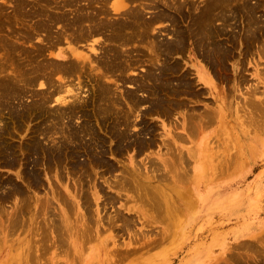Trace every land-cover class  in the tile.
<instances>
[{
	"label": "bare ground",
	"instance_id": "1",
	"mask_svg": "<svg viewBox=\"0 0 264 264\" xmlns=\"http://www.w3.org/2000/svg\"><path fill=\"white\" fill-rule=\"evenodd\" d=\"M58 1L33 0L41 9L39 10L40 7L36 6L37 9L32 10L33 13L22 12L20 15L26 19L30 16L40 19L32 26L23 25V28L20 29L24 30L21 32L11 30L8 34L0 33V122L3 119V124L0 125V150L3 151L2 158L0 157L2 159L0 167L3 165V167L13 169L17 166L18 157L21 158V155L17 156L19 152L16 149H18L24 155L22 160L25 162L17 176L24 181L27 180L30 188L41 184L42 179L38 165L42 160L49 165H63L66 161L65 165L69 166L73 171L71 173L75 174H79L86 168L89 170L90 164L106 166L105 171L113 172L116 167L107 158L109 151L115 154L121 153L126 148H134L138 155L144 153L145 149L149 150L154 146L155 139L152 136L146 137L153 130H150L151 126L148 125L145 117L155 113L169 119L173 114H176V111L185 110L181 124L189 138L192 137L197 129L201 130L207 124L206 122L212 119V114L205 112L206 115L202 114L201 116V114L190 112L194 109L190 108L191 99L182 96L196 97L200 95L194 80L215 87L212 74L218 77L222 76L223 69L227 68V60L234 52L235 40H239L240 37L239 33L235 34L234 29L231 30L230 35L228 27H232V21L242 17L245 19L244 22H247L245 38L248 48L252 47L253 41H259L260 38L262 41L264 36V15H259L264 5L260 0L253 6L249 4V0H203L205 4L202 7L192 6L191 0H178L177 5L174 0H163V9L160 8L158 0H114L112 7L110 2L113 0ZM146 1H150L151 4H147ZM15 2L17 1L15 0ZM28 2L30 3L29 0ZM28 2L21 0L18 3L19 11H23L26 4L29 8ZM134 2H138L139 6L131 5ZM49 6L57 8L59 11L63 10V12L46 10ZM146 8L158 10L155 14L152 13L151 16H154H150L148 19L144 14ZM173 10L178 15L180 14L179 16H183L186 11L185 13L187 17L191 18V21L184 30L175 27L176 31H173V37L168 39L164 36L165 38L160 39L159 36L162 32H157V23L169 20L172 24L178 25L177 18L179 16L175 15ZM25 11L28 12V10ZM8 16L0 13L1 31L4 29L2 25L12 22L10 18L13 15L9 16L10 18ZM5 18L7 19L4 20ZM181 19L183 20L182 17ZM5 21L7 22L5 23ZM216 21H222V25L226 27H216L218 24ZM239 23L242 24V22ZM9 24L11 23H8V26ZM56 24L61 27L54 30ZM4 30L6 31V29ZM44 33L46 36L41 43L48 42V45L44 46L38 42L39 44L33 48H30L33 45L28 48L19 44L20 40L31 41L36 35H44ZM222 35L227 36L225 40L231 45L220 41L219 38ZM24 42L22 41V43ZM62 44H67V47L61 49ZM239 44L241 43L239 42ZM189 46H192L195 51H192L193 54L202 59L201 65H195L196 72L194 73L188 68L187 62L183 64L179 62L180 60L175 59V56H183L186 51L191 53ZM261 51L260 54L264 57V48ZM144 62L149 64L144 75L129 76L130 70ZM177 73L179 75H176ZM193 75L196 76L193 77ZM222 77L224 79V75ZM84 78L90 79L88 81L92 82L93 91L91 88L86 91L90 85L89 83L88 86L85 84L88 81L86 82ZM126 84L132 85L133 88L122 90L121 88ZM119 90L121 91L119 92ZM84 91H89L90 94L83 96ZM137 113H140V120L133 119L135 116H139ZM82 117L85 118L84 123L76 125L78 123L73 122ZM219 118L222 117L219 116ZM4 119L10 120V122L8 120L6 122ZM26 119L39 120L38 124L36 123L38 126L30 129L33 137L28 139L29 142L25 143V141L20 146L16 144L17 146L14 147L15 142L9 141V138L13 137L11 127L14 125L11 126V124L21 126ZM92 119L105 125L107 120L110 122L108 130L110 136L117 140L114 142L116 146L114 144L112 148H107L105 136L102 139L99 133L98 137L97 128H94V124L97 123L93 124ZM136 124L140 125V127H135L139 131L135 129L134 131L137 132L133 133L132 127ZM191 133L194 134L191 135ZM88 136L90 138H87ZM172 141L165 143L167 151L160 154L158 162L153 159L149 160L150 165L156 170L152 175L134 170V173L139 174L138 176L125 169L124 175L121 176L122 179L114 184H109L110 186L116 184L115 186L119 190H125L127 193L132 192V194L129 193L132 198L129 201L136 202L135 205L139 208L141 215L151 223L164 224L163 231L166 233L173 231L177 233L184 225L188 215L191 214L194 219L195 211L199 207L195 206L201 202L203 196H198L200 202L197 199L193 206H189L192 203V199H188L189 190L178 187V184L186 185L187 182H191L190 168L194 154L193 150L189 148L188 152H184ZM226 150H228L227 147ZM83 156L86 159H82ZM224 158V155L217 157L219 161L221 160L220 165L216 166L217 170L221 171L225 167L226 170L236 159V157L234 160ZM212 159L213 156L209 159L210 162ZM88 163L90 164L88 165ZM62 168L64 170L65 167ZM92 169H90V173L84 171V175L86 172L87 179L91 184H94V186L92 185L94 188L97 183L94 182L95 178L92 176L95 175V170L91 175ZM59 170L62 169L59 168ZM158 171L163 172V175L159 176ZM152 178L158 179L159 182ZM108 182L106 180V183ZM5 184L10 188L3 196ZM80 185L83 187L82 184ZM83 190L84 188H81V192ZM24 192V188L13 179H4L0 175V203L8 200L14 194L20 196V199H16L19 209L10 217L12 226H15V223L19 224L24 217V210L32 203L31 197L26 196ZM129 196L127 198H130ZM55 199L69 206L60 219H56V216L54 218L49 216L48 209L53 203L51 199L46 201V207L36 210L38 214L43 212L39 216L44 215L47 221L50 218L49 222L51 223L47 222V227L51 228L48 233L53 235L55 244L62 242L65 230L70 233L75 231L82 237L86 234L93 235L95 227L91 224L90 218L79 212L82 205L89 214L92 201L87 190H84L83 194L75 199H72L70 193L61 196V198L54 196ZM108 199L110 198L108 197ZM38 201V204L43 202L42 199H38ZM34 221L36 223V220ZM40 221L39 224H41ZM44 222L43 227L39 226L40 229L46 226L47 223ZM42 232L45 233V231ZM45 235L48 237L46 233ZM248 243L246 245H250L251 249L264 243V237H260L254 243ZM244 246L242 244V249ZM238 255L240 256V254Z\"/></svg>",
	"mask_w": 264,
	"mask_h": 264
},
{
	"label": "rangeland",
	"instance_id": "2",
	"mask_svg": "<svg viewBox=\"0 0 264 264\" xmlns=\"http://www.w3.org/2000/svg\"><path fill=\"white\" fill-rule=\"evenodd\" d=\"M16 1L0 0V13L7 16L13 15L11 16L12 18L8 16L12 22L5 21L7 23L2 25V28L6 29V31L4 29L1 31L0 27V33L2 34H8L11 30L21 32L24 30L20 29L23 28V25L32 26L40 19L36 16H30L27 19L21 16L22 12L31 14L33 13L32 10L35 11L37 7H40L38 4L36 5V2L29 0V3L27 0L29 8H27L28 6L26 4V7L24 5V10L19 11L18 3L21 0ZM60 1L62 0L58 2ZM158 1L160 8L163 9V0ZM177 1L174 0L175 3ZM192 1L197 3L194 4ZM113 2L114 0L110 2L112 3L111 7ZM146 2L149 5L151 4L150 1ZM257 2L259 0H249V4L252 6ZM260 2L264 5V0H260ZM190 3H192V6L197 5L196 7H202L205 1L191 0ZM31 4L33 5L31 6ZM131 5L139 6L138 2H134ZM263 8H261L262 11L259 15H264ZM38 9L40 10L41 7ZM48 9L52 12H63V10L59 11L57 8L51 6L47 7L46 10ZM109 9L112 12L110 7ZM25 10H28V12ZM157 10L146 8L144 11L145 17L149 19L151 14H155ZM185 12L183 16H179L180 14L178 15L176 11L173 12L179 16L177 18L178 25L172 24L169 20H163L156 24L158 27L157 32H162L159 36L160 39L173 37V31H176L174 30L175 27H180V30L187 28L191 18L187 17ZM115 15L117 14L115 13ZM25 19L26 21H24ZM31 19L32 22L30 21ZM237 19L232 21V27L234 28L228 27L230 29H228L230 35L231 30L234 29L235 34L239 33L238 35L240 37L239 40H235V49L232 52L234 56L232 54L229 57L227 60V68L223 69L222 76L224 75V79H222V76L218 77L212 74L215 87L204 84L202 81L194 80L195 87L200 92V95L196 97L182 96L186 99H191L190 108L192 107L194 109L190 112L197 113V115L201 114V116L205 112H207L206 114L209 112L212 114V119L208 120L206 122L207 124L201 130L197 129L195 134L191 133V135L194 134L192 137L189 138L188 133L183 130V124H181L185 110L176 111V114L172 116L173 118L171 117L169 119L156 113L146 116V121L151 126L150 130H153L146 137L149 138L152 136L155 139L154 146L149 150L145 149L144 153L138 155L134 148H126L121 153L117 152L115 154L109 151L107 158L116 167V170L113 172L105 171L107 169L105 168L106 166L96 165V167L93 164L95 168L88 163V165L90 164L88 167L93 168L91 175L94 174L93 171L95 170V175L92 176L95 178L93 180L97 184L94 188V184H91L89 179H87L86 172V176L84 175V171L90 173L91 168L89 170L86 168L87 170L84 169L79 174H75L71 173L73 172L71 168L65 165L67 164L66 161L63 165L50 164L53 167L56 166V168H53L49 163L46 164L44 160L38 165V171L42 179L41 184L30 188L27 180L24 181L17 176L19 171L22 170L25 160H22L24 155L16 149L19 152L17 156L21 155V158L18 157L19 166L17 164L18 167L15 166L12 169L1 165L0 175L4 179L11 178L14 182L22 186L25 190V195L31 197L30 200H32V203L28 207L26 206L27 208L23 214L24 217L19 224L15 223V226L11 225L12 221L10 217L19 209L16 199H20V196L14 194L8 200L3 199L4 201L0 203V264H264V243L254 246L251 249L249 248L250 245H246L247 242H249L248 244L250 242L254 243L260 237H264V57L260 54L264 48V43H262L264 36L262 37V41L261 38L259 39L260 44L256 40L251 43L254 48L251 46V48H248V43L245 38L247 22L245 23V19L242 17ZM216 22V27H226L222 25V21ZM239 22L244 23L243 27ZM8 23L11 24L8 26ZM60 27L61 25L56 24L54 30ZM45 34L36 35L31 41H26L28 43L24 42V39L20 40L19 44L21 46H27L28 48L33 45L30 47L33 48L36 44H42L41 42L44 41ZM226 37L222 35L219 39L224 44L231 45V43L225 40ZM42 45H48V42ZM61 46V49H65L67 44H62ZM190 49L191 53L186 51V54L183 56H175V59L180 60L179 62L183 64L187 62L188 68L194 73L196 72L195 65H201L202 59L196 54H193L192 51L194 50L192 46H189ZM203 63L205 62L203 61ZM139 64L128 72L129 76L135 75L137 77L138 75H144L149 64L145 62L144 64ZM176 75H179V73ZM195 76L193 75V77ZM84 80L86 82L88 80L90 81L87 78H84ZM89 81L85 83L87 86L88 83L90 85V87L88 86L86 88V91L89 88L92 89V82ZM129 88L132 89L133 86L126 84L121 89L130 90ZM86 91L83 92V96L90 94L89 91ZM84 99L87 98L84 97ZM249 113L254 116L250 117L251 115ZM137 114L139 116H135L133 119L140 120V113ZM219 116L222 118H219ZM4 120L7 122L8 119ZM30 120L26 119L23 121L25 123L23 124L22 122L21 126L19 124L17 126L16 124H11V126L14 125L16 127L13 126L15 129L11 127L13 137L9 138L10 142H15L14 147L16 144L20 146L25 141V143L29 142L30 140L28 141V139L33 137L31 130L34 126H38L39 120H31V122ZM84 120L85 118L82 117L73 122L75 124L78 123L76 125H80L84 123ZM2 122H0V125L3 124ZM92 122L93 124L97 123L94 124V128H97V135L100 133L101 135H99L100 137L102 136V139L104 136L106 137L104 139L106 140L107 148H112L114 144L116 146L114 142H117V140H114L110 136L108 130L110 122L108 120L105 122L106 125L108 124L107 126L96 119H92ZM137 126L140 127L137 124L132 127L133 133L139 131L138 128H135ZM135 129L137 131H134ZM172 137L176 145L180 146L184 152H188L189 148L193 150L194 154L190 168L191 182L186 181V185L178 184V187L189 190L188 199H192V203L189 206H193L197 202V199L200 202L198 196H203L201 202L195 206L199 207L195 211L194 219L190 214L186 217L184 225L177 233L174 231L166 233L163 231L164 224L151 223L150 220L145 219V216L141 215L139 208L135 205L136 202L129 201L132 199L129 196L132 192H129V194L125 190H119L115 186L116 184L112 186L109 184H114L119 179H122L123 177L121 176L124 175L125 169L131 174L136 170L152 175L156 170L150 165L149 160L153 159V161L158 162L160 160V154H164L167 151L165 143L172 141ZM87 138L90 137L88 136ZM226 147L228 150H226ZM0 153L1 157L3 151L0 150ZM221 155H224L227 160H234V157L236 159L226 170L225 167L220 171L217 170V167L220 165L221 160L219 161L217 157ZM211 156H213V159L210 162L209 159ZM82 159H86V157L83 156ZM59 166L65 167V171ZM66 167L69 168L67 169ZM59 168L63 171L59 170ZM68 170L70 171L68 172ZM102 171H104V175ZM161 174L163 175V172L158 171V175L161 176ZM136 175L139 176V174ZM106 180L109 182L106 183ZM147 180L150 181L149 179ZM4 186L3 196L8 192V188H10L9 185L5 184ZM81 188L88 191L92 203L89 214L82 205L79 212L86 214L90 218L91 224L95 227V232L93 235L86 234L82 237L81 234L75 231L74 234L65 230L62 242H58L59 245L55 244L53 235L49 234L51 228H48L47 225L51 223L49 220L50 218H54V216H56V219H60L69 206L56 199L54 200V196L61 198V196L63 197L70 193L72 199H75V197L83 194L84 190L81 192ZM127 196L130 198H127ZM38 199H42L43 202L38 204ZM49 199L53 200V203L50 209H48L50 218L47 221L44 215L39 216L43 212L38 214L36 210H41L43 207H46V201ZM71 208L74 210L72 205ZM33 213L34 215H32ZM33 217L37 224L33 220ZM39 221L41 224H39ZM43 222L45 224L48 223L43 229H40L41 226L43 227ZM80 227L83 228L82 225ZM46 228L48 229L47 231ZM42 231H45L47 235L49 234L48 237L45 235V238V233ZM242 244L245 245L244 249H242Z\"/></svg>",
	"mask_w": 264,
	"mask_h": 264
}]
</instances>
